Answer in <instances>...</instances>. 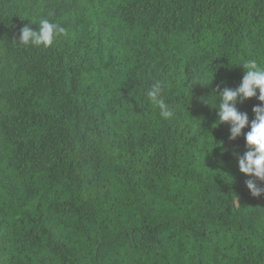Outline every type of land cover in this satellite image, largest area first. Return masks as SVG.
<instances>
[{"label": "trees", "instance_id": "obj_1", "mask_svg": "<svg viewBox=\"0 0 264 264\" xmlns=\"http://www.w3.org/2000/svg\"><path fill=\"white\" fill-rule=\"evenodd\" d=\"M41 18L65 33L18 45ZM249 59L264 0H0V264H264L250 129L213 109Z\"/></svg>", "mask_w": 264, "mask_h": 264}, {"label": "clouds", "instance_id": "obj_2", "mask_svg": "<svg viewBox=\"0 0 264 264\" xmlns=\"http://www.w3.org/2000/svg\"><path fill=\"white\" fill-rule=\"evenodd\" d=\"M65 33V29L47 18H41L34 30L31 25H26L20 30L18 45L34 47H50L54 41ZM240 66L244 69L240 84L232 89L217 86L219 94L216 110L218 124L229 125V139L235 140L241 136L246 127L250 130L244 134L247 151L237 158L238 170L245 177V187L254 198L264 195V65L255 59H249ZM170 85L167 81L156 80L145 93L146 99L159 110L163 120L174 118L175 111L164 99V91ZM256 98L258 104L252 108L254 119L249 122L246 112L237 108L238 103ZM215 125L216 126H218ZM222 146V144L220 145ZM259 182V183H258Z\"/></svg>", "mask_w": 264, "mask_h": 264}]
</instances>
